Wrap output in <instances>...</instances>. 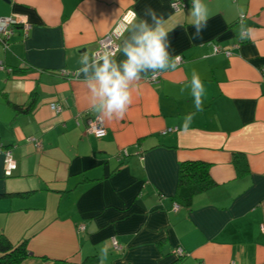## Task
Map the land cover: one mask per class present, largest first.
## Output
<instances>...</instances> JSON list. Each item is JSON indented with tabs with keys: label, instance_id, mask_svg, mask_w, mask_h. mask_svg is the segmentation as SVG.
<instances>
[{
	"label": "crops",
	"instance_id": "1",
	"mask_svg": "<svg viewBox=\"0 0 264 264\" xmlns=\"http://www.w3.org/2000/svg\"><path fill=\"white\" fill-rule=\"evenodd\" d=\"M185 2L175 12L170 0H0V17L30 26L27 35L15 28L8 49L0 45V149L17 162L5 176L0 151V235L14 245L27 240L21 264H99L102 247H109L103 264H264V0H204L202 40L190 39ZM145 5L171 17L169 26L183 22L169 32V52L183 62L135 84L123 118L102 116L108 135L98 139L86 132L99 114L76 74L79 58L127 11L143 16ZM242 15L253 29L247 41L236 35ZM237 43L232 56L213 54L214 44ZM124 59L122 50L114 56L118 65ZM193 70L206 95L183 131L196 111ZM11 104L30 109L16 113ZM238 153L248 160L246 175L234 164ZM184 161L210 164L216 185L174 212Z\"/></svg>",
	"mask_w": 264,
	"mask_h": 264
},
{
	"label": "clouds",
	"instance_id": "2",
	"mask_svg": "<svg viewBox=\"0 0 264 264\" xmlns=\"http://www.w3.org/2000/svg\"><path fill=\"white\" fill-rule=\"evenodd\" d=\"M190 5L189 16L194 29L190 39L202 40L209 19L208 5L204 0H190ZM169 19L158 14L151 5H145L143 16L130 12L125 17L126 22L121 21L115 30L123 40L122 47L116 51L122 50L126 57L119 65L114 60L115 51L110 42H106L104 47H98L91 54L84 53L80 56L79 62L83 67L76 69V74H84L94 105L93 110L104 119L123 118L133 103L132 87L135 84L141 80L156 81L163 73L178 69L181 57L172 56L169 52V32L178 25L183 26V22L177 21L169 26ZM125 33H129L127 38ZM252 33L253 29L245 23L242 15L236 31L238 39L247 41ZM90 68L93 69L92 75H89ZM188 84L196 111L184 117L181 126L183 131L189 130L196 113L203 110L206 95L204 82L197 71H192ZM108 256L109 247H102L99 251V264H103Z\"/></svg>",
	"mask_w": 264,
	"mask_h": 264
},
{
	"label": "trees",
	"instance_id": "3",
	"mask_svg": "<svg viewBox=\"0 0 264 264\" xmlns=\"http://www.w3.org/2000/svg\"><path fill=\"white\" fill-rule=\"evenodd\" d=\"M9 103V102H8ZM16 113H26L30 108H23L11 104ZM234 164L240 176L250 172L247 158L243 154H236ZM216 185L210 173V164L202 161H184L180 163L178 187L174 201L181 207H190L194 197L200 195ZM18 195L24 196L25 193ZM27 240L14 245L6 236L0 235V264H21L28 258ZM95 259L86 260L87 264H93Z\"/></svg>",
	"mask_w": 264,
	"mask_h": 264
},
{
	"label": "built area",
	"instance_id": "4",
	"mask_svg": "<svg viewBox=\"0 0 264 264\" xmlns=\"http://www.w3.org/2000/svg\"><path fill=\"white\" fill-rule=\"evenodd\" d=\"M170 2H171V7L175 12H180L187 8V4L185 0H170ZM130 12H134V11L133 10L127 11L120 18L116 26L106 36H104L103 38L99 40L97 44V48L100 46L104 47L105 46L104 44L106 42H110L112 44L113 50L115 51V56L118 54L119 51H116V49H120V44H121L122 39L119 38V33H116L115 30L121 21H125V17H127ZM20 25H23V29L25 31V34L27 35L30 26L22 22L21 18H19L18 16L0 17V45H2L5 49L9 48L10 40L14 34V30ZM239 45L240 43H237L231 48H226V47H222V46L214 44L213 54L224 53L227 56H232L234 49L238 48ZM182 62H183V59L181 57L180 63ZM0 68L4 69L5 67L3 66V64H0ZM9 72H12V70H9ZM261 74H262V80L264 83V67L261 70ZM149 81L156 82L157 80L153 81L149 79ZM51 107H52V110L55 111L56 113H60L62 111L61 106L57 104H52ZM86 132L90 135L95 136L98 139L105 138L108 135V129L105 125V121L103 117L100 115L90 116L87 121ZM30 141L34 142L35 146L39 149L43 147L42 142H40L39 140H34L31 138ZM0 151H4L5 153V176L7 177L12 176L14 171L17 169V162L15 161V159L12 156V153L9 150L0 149ZM124 153L127 154L126 151ZM180 208L181 206L175 203L173 206V211L178 212ZM80 229L84 231L85 226H81ZM261 229L264 232V224L261 225ZM113 245L116 247V249L120 248L118 246V242L115 239L113 240ZM175 253L179 257H182L185 255V252L182 248H178Z\"/></svg>",
	"mask_w": 264,
	"mask_h": 264
},
{
	"label": "water",
	"instance_id": "5",
	"mask_svg": "<svg viewBox=\"0 0 264 264\" xmlns=\"http://www.w3.org/2000/svg\"><path fill=\"white\" fill-rule=\"evenodd\" d=\"M97 49V46H94V48H89V50H96ZM86 49H84L82 52H85Z\"/></svg>",
	"mask_w": 264,
	"mask_h": 264
}]
</instances>
